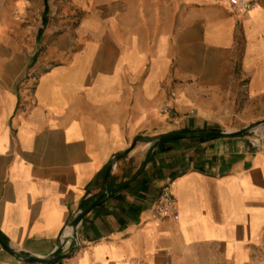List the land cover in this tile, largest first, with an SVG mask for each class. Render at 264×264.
<instances>
[{
	"label": "crops",
	"instance_id": "1",
	"mask_svg": "<svg viewBox=\"0 0 264 264\" xmlns=\"http://www.w3.org/2000/svg\"><path fill=\"white\" fill-rule=\"evenodd\" d=\"M256 1L245 11L229 0H0L7 245L50 255L135 139L264 121V0ZM253 132L137 143L78 226L82 247L56 264H199V254L258 264L264 126ZM166 185L176 217L158 220ZM13 260L0 247V264Z\"/></svg>",
	"mask_w": 264,
	"mask_h": 264
},
{
	"label": "water",
	"instance_id": "2",
	"mask_svg": "<svg viewBox=\"0 0 264 264\" xmlns=\"http://www.w3.org/2000/svg\"><path fill=\"white\" fill-rule=\"evenodd\" d=\"M264 126V121L253 124L249 127H246L240 131L233 133H225L219 131H207V132H192V133H182V134H166L160 135L156 137H146L141 139H135L131 145V147L120 154L114 156L111 161L108 163L106 167L105 174L103 176V184L102 191L99 197L90 205L80 210L72 219H70L63 227L61 232L59 233L56 248L55 250L48 255L46 258H37L30 255L23 254L19 251L13 250L10 246L5 244L0 238V247L5 250L10 255L16 257L18 260L23 261L29 264H55L59 260L63 259L67 253H60L61 248L64 243V233L66 230L70 229L73 235V238L77 237V228L82 222V220L97 206H99L104 200V196L107 190V177L109 175L110 169L114 163H116L120 158L126 155L138 142L145 143H159V142H167V141H175V140H188V139H213V138H222V137H230V136H238L243 135L249 132H252L254 129Z\"/></svg>",
	"mask_w": 264,
	"mask_h": 264
},
{
	"label": "built area",
	"instance_id": "3",
	"mask_svg": "<svg viewBox=\"0 0 264 264\" xmlns=\"http://www.w3.org/2000/svg\"><path fill=\"white\" fill-rule=\"evenodd\" d=\"M229 3L232 7L245 11L252 10L257 6L256 0H229ZM153 215L158 220L176 217L175 200L170 185H166L161 189L153 209Z\"/></svg>",
	"mask_w": 264,
	"mask_h": 264
},
{
	"label": "rangeland",
	"instance_id": "4",
	"mask_svg": "<svg viewBox=\"0 0 264 264\" xmlns=\"http://www.w3.org/2000/svg\"><path fill=\"white\" fill-rule=\"evenodd\" d=\"M32 1H37V0H32ZM257 4H258V2H257ZM44 19H42V21H43ZM24 24H30L29 23V21L28 20H26V21H24L23 22ZM29 26H32V25H29ZM34 27V26H33ZM32 33H33V30L32 31H30L29 30V33H28V36L30 37L31 35H32ZM200 132H206V131H200ZM252 133H256V132H253L252 131ZM188 140H190V139H188ZM175 141H178V140H175ZM167 142H170V141H167ZM138 143H140V142H138ZM192 143V142H191ZM114 165H115V163L112 165V167H111V169H110V171L112 170V168L114 167ZM105 174V173H104ZM109 175H110V172H109ZM108 175V176H109ZM163 188V187H162ZM161 188V189H162ZM161 191V190H160ZM106 193H107V190H106ZM160 193V192H159ZM105 197H106V194H105V196H104V198L103 199H105ZM158 199V198H157ZM75 216V215H74ZM73 216V217H74ZM72 217V218H73ZM65 239H64V243H63V246H62V248H61V251H60V253H62V254H66L67 253V255L63 258V259H66V258H69L70 256H72L77 250H79L81 247H82V244H81V241H80V239L78 238V236L76 237V238H73V235H72V233L70 234V236H65L64 237ZM9 246V245H8ZM14 250V249H13ZM5 251V250H4ZM9 254V253H8ZM10 255V254H9ZM11 257H12V259H14L13 261H14V264L15 263H17V264H29V263H25V262H23V261H20V260H18L16 257H14V256H12V255H10ZM199 257L201 258V260H202V262H200L199 264H225V263H223L222 262V260L220 259V258H218L217 257V259L215 260V261H212V260H210V259H207L208 257L207 256H201L200 254H199ZM63 259H61V260H59L57 263H60ZM16 261V262H15ZM56 264V263H55ZM258 264H264V254H261L260 253V255H259V263Z\"/></svg>",
	"mask_w": 264,
	"mask_h": 264
},
{
	"label": "trees",
	"instance_id": "5",
	"mask_svg": "<svg viewBox=\"0 0 264 264\" xmlns=\"http://www.w3.org/2000/svg\"><path fill=\"white\" fill-rule=\"evenodd\" d=\"M214 139V138H213ZM200 141H206V140H211V139H198ZM162 143H166V142H159L158 144H162ZM104 175V172L101 174V177ZM109 190V176L107 177V191ZM0 238L2 239V241L7 244V241L6 239L0 235Z\"/></svg>",
	"mask_w": 264,
	"mask_h": 264
},
{
	"label": "bare ground",
	"instance_id": "6",
	"mask_svg": "<svg viewBox=\"0 0 264 264\" xmlns=\"http://www.w3.org/2000/svg\"><path fill=\"white\" fill-rule=\"evenodd\" d=\"M256 8H258V6H256L255 9ZM70 234H71V230L68 229V230L65 231L64 236H70Z\"/></svg>",
	"mask_w": 264,
	"mask_h": 264
}]
</instances>
